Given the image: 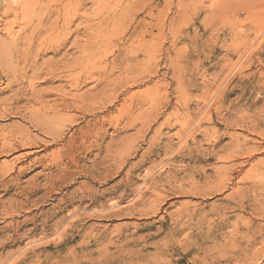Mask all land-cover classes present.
<instances>
[{"label":"rangeland","instance_id":"rangeland-1","mask_svg":"<svg viewBox=\"0 0 264 264\" xmlns=\"http://www.w3.org/2000/svg\"><path fill=\"white\" fill-rule=\"evenodd\" d=\"M22 1L0 0V264H264V0Z\"/></svg>","mask_w":264,"mask_h":264},{"label":"bare ground","instance_id":"bare-ground-1","mask_svg":"<svg viewBox=\"0 0 264 264\" xmlns=\"http://www.w3.org/2000/svg\"><path fill=\"white\" fill-rule=\"evenodd\" d=\"M14 1H17V0H14ZM21 1H22V0H21ZM140 1H141V0H140ZM26 2H27V1H26ZM9 3H11V2H9ZM14 3H15V2H14ZM16 3H17V2H16ZM61 3H62V2H61ZM18 4H20V3H18ZM22 4H23V1H22ZM28 4H30V3H28ZM142 4H143V3H142ZM9 5H10V4H9ZM16 5H17V4H16ZM24 5H25V3H24ZM146 5H147V6H145V8L148 7V4H146ZM22 6H23V5H22ZM29 6H31V5H29ZM32 6H33V5H32ZM139 6H141V5H139ZM10 7H11V6H10ZM16 7L20 8L19 11L21 12L22 16L24 17L25 14H26V11H27V7L25 8V7H21V6H18V5H17ZM37 7H38V6H37ZM49 7H50V6H49ZM5 8H6V7H5ZM14 8H15V7H14ZM28 8H29V7H28ZM31 8H32V7H31ZM35 8H36V7H35ZM39 8H40V7H39ZM42 8H43V7H42ZM42 8H41V10L43 11ZM50 8H53V7H50ZM1 9H2V7H1ZM53 9H54V8H53ZM2 10H3V9H2ZM4 10H5V9H4ZM8 10H10V9H8ZM11 10H13V7H11ZM34 10H35V9H34ZM38 10H39V9H38ZM48 10H49V9H48ZM48 10H47V11H48ZM55 10H56V9H55ZM47 11H46V12H47ZM50 11H51V10H50ZM17 12H18V10H17ZM46 12H45V13H46ZM55 12H56V11H55ZM59 12H60V11H59ZM0 13H1V12H0ZM10 13L12 14V12H10ZM14 13H15V12H13V14H14ZM35 13H36V12H35ZM42 13L44 14V12H42ZM47 13H48V12H47ZM52 13H53V12H52ZM56 13H58V12H56ZM56 13H55V14H56ZM2 14H3V12H2ZM4 14H5V13H4ZM4 14H3V15H4ZM27 14H28V13H27ZM29 14H30V13H29ZM53 14H54V13H53ZM53 14H51V16H52ZM8 15H10V14H8ZM18 15H19V14H18ZM18 15H17V16H18ZM47 15H48V14H47ZM0 16H1V15H0ZM12 16H13V15H12ZM19 16H20V15H19ZM32 16H34V15H32ZM35 16H36V15H35ZM45 16H46V14H45ZM51 16H50V17H51ZM54 16L57 17L56 15H54ZM54 16H53V17H54ZM3 17H6V16H3ZM20 17H21V16H20ZM20 17H19V18H20ZM55 17H54V19H56ZM17 18H18V17H17ZM29 18H31V17H29ZM0 19H1V18H0ZM24 19H25V18H24ZM33 19H35V18L33 17ZM45 19L48 21V19H50V18H48V19L45 18ZM59 19H60V18H59ZM19 20H20V19H19ZM22 20H23V18H22ZM25 20H28V19H25ZM30 20H31V19H30ZM39 20L42 21L43 18H42V20H41V18H39ZM3 21H4V20H2V22H3ZM11 21H12V20H11ZM14 21H15V20H13V22H14ZM31 21H32V20H31ZM18 22H19V21H18ZM21 22H22V21H21ZM29 22H30V21H29ZM36 22H37V21H36ZM51 22H52V24H54V23H53V19H51ZM10 23H11V22H10ZM19 23H20V22H19ZM48 23H49V22H48ZM4 24L7 25L6 23H4ZM26 24H27V22H26ZM10 25H13V24H10ZM15 25H16V23H15ZM23 25H25V23H24ZM37 25H39V24L37 23ZM41 25L44 26V23H43V24L41 23ZM46 25H47V23H46ZM49 25H51V24H49ZM21 26H22V25H21ZM30 26H31V25H30ZM32 26H33V24H32ZM53 26H54V25H53ZM5 27H6V26H5ZM15 27H16V26H15ZM45 27H46V26H45ZM49 27H51V26H49ZM2 28H4V27H2ZM6 28H7V27H6ZM11 28H12V27H11ZM25 28H26V27H25ZM34 28H35V27H34ZM55 28H56V27H55ZM4 29H5V28H4ZM4 29H3V30H4ZM26 29H28V31H29L30 28H26ZM26 29H25V30H26ZM35 29H36V31H37L38 27H36ZM46 29L50 31L51 28L49 29V28L47 27ZM46 29H45V30H46ZM74 29H75V28H74ZM7 30H8V29H7ZM7 30H6V32H7ZM30 30H31V29H30ZM40 30L43 32L44 29H43V28H40ZM40 30H39V31H40ZM52 30H53V29H52ZM56 30H57V29H55V32H53L52 34L56 33ZM69 30H71V29L69 28ZM69 30L67 29L66 31H69ZM14 31H15V30H14ZM41 31H40V33H41ZM49 31H48V32H49ZM57 31H58V30H57ZM75 31H76V30H75ZM3 32H4V31H3ZM26 32H27V31H26ZM64 32H65V31H64ZM69 32H70V31H69ZM72 32H73V31H72ZM72 32H70V34H71ZM20 33H22V32H19V35H20ZM36 33H37V32H36ZM38 33H39V32H38ZM65 33H66V32H65ZM6 34H7V33H6ZM14 34H15V33H14ZM41 34H42V35H43V34L46 35L47 32H46V33L43 32V33H41ZM4 35H5V34H4ZM19 35H18V36H19ZM37 35L39 36V34H37ZM64 35H65V34H63V36H64ZM66 35H67V34H66ZM66 35H65V36H66ZM14 36H15V35H14ZM38 36H37V37H38ZM53 36H54V35H53ZM65 36H64V39H65V38L67 39V37H65ZM67 36H68V35H67ZM69 36H70V35H69ZM10 37H11V35L9 36V38H10ZM12 37H13V36H12ZM12 37H11V38H12ZM33 37H34V36H33ZM40 37H41V35H40ZM57 37H59V33H58V35L56 36V39H58ZM9 38H8V39H9ZM17 38H19V37H17ZM29 38H31V36H30ZM42 38H43V37H42ZM45 38H46V37H45ZM51 38H52V36H50V39H51ZM100 38H101V37H100ZM12 39H13V38H12ZM35 39H36V38L34 37L33 41H34ZM39 39H40V38H39ZM47 39H48V38H46V40H47ZM52 39H53V38H52ZM54 39H55V38H54ZM54 39H53V40H54ZM14 40H15V39H14ZM30 40H31V39H30ZM37 40H38V38H37ZM53 40H52V42H53ZM62 40H63V39H62ZM67 40H68V39H67ZM6 41H7V40H6ZM15 41H16V40H15ZM19 41H20V40H19ZM19 41H18V42H19ZM22 41H23V40H22ZM22 41H21V42H22ZM24 42L27 43L26 41H24ZM29 42H30V41H29ZM35 42H36V41H35ZM37 42H38V41H37ZM39 42H40V41H39ZM14 43H15V42H14ZM42 43H43V41H42ZM64 43H65V42H64ZM21 44H22V43H21ZM28 44H29V43H28ZM31 44L33 45L32 42H31ZM54 44H55V42L53 43V46H54ZM25 45H27V44H25ZM60 45H61V44H60ZM79 45H80V44H79ZM12 46H14V45H12ZM12 46L10 45L9 47H12ZM27 46H29V48H32L31 45H27ZM39 46H40V43H39ZM49 46H50V45H49ZM49 46H48V47H49ZM16 47H17V46H16ZM20 47H21V45H20ZM22 47H23V45H22ZM40 47H41V46H40ZM54 47H56V44H55ZM12 48H13V47H12ZM12 48H11V49L9 48V49L12 50ZM14 48H15V46H14ZM14 48H13V49H14ZM29 48H28V49H29ZM52 48H53V47H52ZM58 48H59V47H58ZM9 49L7 48V50H9ZM16 49H17V48H16ZM60 49H61V48H60ZM18 50H19V49H18ZM21 50H22V48H21ZM51 50H53V49H51ZM56 50H57V49H56ZM14 51H15V50H14ZM19 51H20V50H19ZM28 51H29V50H28ZM28 51L25 50L26 53H27ZM37 51H38V50H37ZM54 51H55V50H54ZM10 52H12V51H10ZM16 52H18V51H16ZM21 52H22V51H21ZM80 52H81V51H80ZM17 54H18V53H16V55H17ZM22 54H25L24 51H23ZM30 54H31V53H30ZM14 55H15V54H14ZM19 55H20V54H19ZM19 55H18V56H19ZM25 55H26V54H25ZM27 55H29V54H27ZM27 55H26V56H27ZM31 55H33V53H32ZM40 55H41V54H40ZM18 56H16V57H18ZM38 56H39V55H37V57H38ZM21 57H22V55H21ZM21 57H20V58H21ZM30 57H32V56H30ZM30 57H29V58H30ZM33 57H36V56H33ZM14 58H15V57H14ZM18 58H19V57H18ZM18 58H17V59H18ZM22 59L25 61V59H24V55H23V58H22ZM26 59H28V58H26ZM30 59L33 60L34 58H33V59L30 58ZM36 59H37V58H36ZM15 60H16V59H15ZM18 60H19V59H18ZM23 60H22V64L25 63V62L27 61V60H26V61L24 62ZM31 60H29V61H31ZM29 61H27V62H29ZM68 61H69V60H68ZM68 61H67V63H68ZM71 61H72V60H71ZM13 62H14V61H13ZM31 62H32V61H31ZM34 62H35V61H34ZM51 62H52V61H51ZM15 63H16V62H15ZM15 63H14V65H15ZM35 63H36V62H35ZM35 63H34V64H35ZM69 63H70V62H69ZM73 63H74V62H73ZM17 64H20V62L17 63ZM25 64H27V63H25ZM34 64H33V65H34ZM47 64H48V62H47ZM47 64H46V65H47ZM28 65H29V64H28ZM49 65H50V64H49ZM51 65H53V64H51ZM51 65H50V66H51ZM15 66H16V65H15ZM20 66H22V65L20 64ZM23 66L25 67V65H23ZM29 66H30V65H29ZM67 66H68V64H67ZM4 67H5V66H4ZM32 67H33V66H32ZM57 67H58V66H57ZM71 67H72V66H71ZM12 68H13V67H12ZM18 68H19V67H14V70H15V69H18ZM28 68H30V67H28ZM34 68H35V67H34ZM36 68H37V67H36ZM48 68H50V67H48ZM48 68H47V69H48ZM55 68H56V66H55ZM78 68H79V67H78ZM24 69H25V68H24ZM26 69H27V66H26ZM30 69H31V68H30ZM32 69H33V68H32ZM47 69H46V71H48ZM51 69H52V67H51ZM57 69H58V68H57ZM9 70H10V68H9ZM14 70H13L12 73L15 75ZM20 70H22V69H20ZM20 70H18V71L21 72V73L23 74L24 70H23V72L20 71ZM28 70H29V69H28ZM28 70H26V71H28ZM33 70H34V69H33ZM33 70H32V71H33ZM49 70H50V69H49ZM53 70H56V69L53 68ZM61 70H62V69H60V71H61ZM0 71H1V70H0ZM50 71H51V70H50ZM66 71H68V70H66ZM69 71H70V70H69ZM69 71H68V73H69ZM71 71H72V70H71ZM1 72H2V71H1ZM4 72H5V74H6V69L4 70ZM7 72H8V71H7ZM9 72H10V71H9ZM9 72H8V74H9ZM38 72H39V71H38ZM40 72H41V71H40ZM51 72H52V71H51ZM55 72H56V71H55ZM57 72H58V71H57ZM63 72H64V71H63ZM2 73H3V72H2ZM12 73H10V74H12ZM17 73H18V72H17ZM17 73H16V74H17ZM25 73H26V72H25ZM32 73H35V70H34ZM41 73H42V72H41ZM43 73H45V74L47 75V73L44 71V69H43ZM10 74H9V75H10ZM37 74H38V75H41V74H39V73H37ZM51 74H52V73H51ZM54 74H55V73H54ZM66 74H67V73H65V75H66ZM97 74H98V73H97ZM24 75H25V74H24ZM32 75H34V78H36V77H35L36 73H35V74H32ZM43 75H44V74H43ZM63 75H64V73H63ZM1 76H2V75H1ZM3 76H4V74H3ZM11 76H12V75H11ZM11 76H10V77H11ZM17 76H18V74H17ZM19 76L22 78L21 74H19ZM29 76H30V75H29ZM54 76H55V75H54ZM57 76H58V74H57ZM59 76H60V75H59ZM5 77H6V76H5ZM15 77H16V76H15ZM23 77H24V76H23ZM51 77H53V76H51ZM62 77H63V76H62ZM64 77H65V76H64ZM68 77H69V76H68ZM8 78H9V77H8V75H7V78H6L7 81H8ZM18 78H19V77H18ZM18 78H13V80H14V79L17 80ZM25 78H27L26 75H25ZM25 78H24V79H25ZM31 78H32V77H31ZM34 78H33V80H34ZM54 78H56V77H54ZM57 78H58V77H57ZM59 78H60V77H59ZM66 78H67V77H66ZM70 78H71V77H70ZM0 79H1V78H0ZM9 80H10V79H9ZM18 80H19V81H16V82H19V83H20V78H19ZM21 80H23V78H22ZM25 80H26V79H25ZM28 80H29V79H28ZM14 81H15V80H14ZM29 81H32V80H29ZM46 81H47V80H46ZM96 81H97V80H96ZM8 82H10V81H8ZM16 82H14V83H16ZM23 82H24V81H23ZM19 83H18L17 85H19ZM25 83H26V82H25ZM30 83H33V82H30ZM96 83H97V82H96ZM35 84H36V83H35ZM9 85H10V84H9ZM12 85H13V84H12ZM13 86H14V85H13ZM33 87H34V86H33ZM31 88H32V86H31ZM33 92H34V91H33ZM38 96H39V95H38ZM36 97H37V96H36ZM32 98H33V97H32ZM38 98H39V97H38ZM38 98H37V99H38ZM41 99H42V98H41ZM37 102H38V101H37ZM37 104H38V103H37ZM41 104H42V103H41ZM41 104H40V105H41ZM35 106H36V105H35ZM53 108H54V107H53ZM65 108H66V107H65ZM41 109H42V108H41ZM55 111H56V110H55ZM4 135H5V134H4ZM6 135H7V134H6ZM11 135H12V134H10V136H11ZM13 135H14V134H13ZM14 136H15V135H14ZM4 137H5V136H3V138H4ZM3 138H1V139H3ZM10 138H11V137H10ZM13 138L15 139V137H13ZM13 138H11V139H13ZM5 139H6V138H5ZM5 139H4V140H5ZM4 140H2V141H4ZM7 140H8V139H7ZM7 140H6V141H7ZM19 140H21V139H19ZM2 141H1V142H2ZM10 141H11V140H10ZM13 141H14V140H13ZM236 141H237V140H236ZM21 142H22V141H21ZM238 142H240V141H238ZM5 143H6V142H5ZM5 143H4V146H5ZM13 143H15V142H13ZM23 143H24V142H23ZM9 144H11V143H9ZM18 144H19V143H18ZM18 144H16V145H18ZM21 144H22V143H21ZM25 145H27V144H25ZM236 145H237V144H236ZM236 145H235V146H236ZM233 146H234V145H233ZM8 147H9V146H8ZM239 147H240V146H239ZM239 147H237V148L240 149ZM10 148H11V147H10ZM19 148H20V147H19ZM24 148H26V147H24ZM241 149H242V148H241ZM232 150H234V149L232 148ZM244 150H245V149H243L242 151H244ZM13 151H14V150H13ZM242 151H241V152H242ZM234 153H235V152H234ZM242 153H243V152H242ZM232 154H233V153H232ZM237 154H238V155H236V156H239V155H240V152L238 151ZM22 155H23V154H22ZM25 155H26V153H25ZM242 155H243V154H242ZM246 155H247V154H246ZM26 156H27V155H26ZM28 156H29V155H28ZM28 156H27V157H28ZM230 156L233 157L234 155H233V156L230 155ZM231 157H230V158H231ZM239 157H240V156H239ZM241 157H242V156H241ZM244 157H245V156H244ZM23 158H24V157H23ZM237 158H238V157H237ZM237 158H236V159H237ZM230 160H231V159H230ZM240 165H242V164H240ZM244 165H245V164H244ZM23 169H24V168H23ZM10 170H11V169H10ZM13 171H14V170H13ZM18 172L20 173V170H19ZM4 174H5V173H4ZM244 182H245V181H244ZM147 187H148V186H147ZM158 190H159V189H158ZM143 192H144V191H143ZM142 197H143V196H142ZM143 202H144V201H143ZM140 204H141V203H140ZM150 204H151V203H150ZM133 205H134V204H133ZM138 205H139V204H138ZM118 206H119V205H118ZM134 206L136 207V205H134ZM134 206H133V207H134ZM115 207H116V206H115ZM118 208H119V207H118ZM116 210H117V209H116ZM7 215H8V214H7ZM231 246L233 247V245H231ZM236 247H237V246H236ZM222 248H223V247H222ZM233 248H234V247H233ZM234 249H235V248H234ZM227 250H228V249H227ZM220 251H221V250H220ZM229 251H231V250H229ZM225 252H226V250H225ZM225 252H224V253H225ZM232 252H233V251H232ZM234 252H235V251H234ZM257 252H258V251H257ZM226 254H227V253H226ZM230 255H231V254H230ZM228 256H229V255H228ZM233 256H234V255H233ZM231 257H232V256H231ZM230 260H231V259H230ZM237 260H238V258H237ZM243 260H244V259H243ZM238 261H239V260H238ZM248 261H249V260H248ZM228 263H229V262H228ZM205 264H206V263H205ZM226 264H227V263H226Z\"/></svg>","mask_w":264,"mask_h":264}]
</instances>
